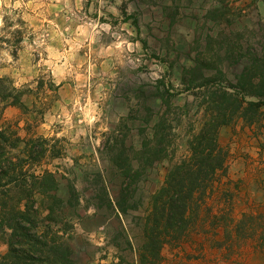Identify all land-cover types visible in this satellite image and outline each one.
Returning a JSON list of instances; mask_svg holds the SVG:
<instances>
[{"label":"rangeland","instance_id":"rangeland-1","mask_svg":"<svg viewBox=\"0 0 264 264\" xmlns=\"http://www.w3.org/2000/svg\"><path fill=\"white\" fill-rule=\"evenodd\" d=\"M5 15L26 21L18 54L6 44L0 49V77L8 78L3 84L24 89L26 106L0 101V129L11 139L16 131L34 140L25 156L29 173L49 169L62 196L69 187L80 193L79 214L72 228L64 225L75 258L117 263L114 220L96 210L101 174L116 173L109 168L119 153L116 143L124 139L135 167L144 166L136 184L142 212L171 163L188 154V139L212 120L206 110L216 106L212 92L237 84L252 51L259 84L264 0H0V27ZM242 83L235 89L239 100L244 94L245 101L256 99L250 94L258 88ZM224 107L230 120L218 132L228 166L221 187L232 192L230 213L240 217L249 206H264V106L235 109L227 100ZM154 156L159 161L151 165ZM122 184L114 182L118 190ZM139 214L135 209L128 218ZM6 242L0 232V254ZM188 245L165 246L160 264H264V250L250 241L231 259L211 241L198 249Z\"/></svg>","mask_w":264,"mask_h":264},{"label":"trees","instance_id":"trees-1","mask_svg":"<svg viewBox=\"0 0 264 264\" xmlns=\"http://www.w3.org/2000/svg\"><path fill=\"white\" fill-rule=\"evenodd\" d=\"M14 25L18 27L14 29ZM25 25L26 21L19 15H5L0 27V49L6 44L16 56L24 39ZM254 55L252 51L248 66L237 73L238 85L231 82L212 92L211 101L216 106L206 108L214 113L212 120L188 139V154L171 163L162 184L149 195L142 212L145 200L136 184L144 166L135 167L124 139L116 143L119 153L109 167L116 173L112 177L101 174V192L96 205L97 212L114 220L116 226L110 238L117 241L113 246L121 253L114 264H160L167 245L184 248L192 243L198 249L208 241L223 250L226 259L239 255L241 252L236 248L248 241L263 252L264 206L261 211L249 206V210L238 213L240 217L230 213L232 192L221 187L222 177L228 170L227 151L218 142L219 128L230 120L225 101L230 100L235 109L246 103L254 112L264 106V74L259 84L253 82L256 78L251 69ZM262 69L264 72V63ZM196 71L194 66L191 73ZM6 81L7 77H0V101L4 107H25L26 91L13 82L6 86L3 84ZM242 82L258 88V92L250 94L256 99L245 101L244 94L243 100H239L235 89ZM11 133L14 139L5 128L0 129V232L6 235L8 244V250L0 254V264H82L74 256L72 237L64 227L72 228L70 220L79 214L76 208L80 206V193L69 187L62 196L58 177L49 169L29 173L25 156H30L29 146L34 140L26 142L16 131ZM22 142H25L23 147ZM46 152L44 149L43 153ZM158 161L154 156L147 162L154 165ZM116 180L123 183L119 190L114 185ZM135 209H140V214L131 220L128 216ZM132 221H136L134 226L139 231L131 226Z\"/></svg>","mask_w":264,"mask_h":264}]
</instances>
